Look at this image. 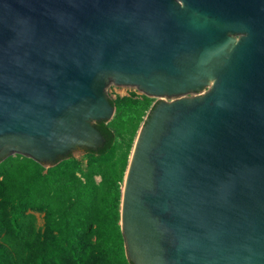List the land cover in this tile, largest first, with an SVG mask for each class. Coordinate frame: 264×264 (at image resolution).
<instances>
[{"label": "water", "instance_id": "obj_1", "mask_svg": "<svg viewBox=\"0 0 264 264\" xmlns=\"http://www.w3.org/2000/svg\"><path fill=\"white\" fill-rule=\"evenodd\" d=\"M110 84L158 98L124 176L129 264H264V0H0V162L104 153Z\"/></svg>", "mask_w": 264, "mask_h": 264}, {"label": "trees", "instance_id": "obj_2", "mask_svg": "<svg viewBox=\"0 0 264 264\" xmlns=\"http://www.w3.org/2000/svg\"><path fill=\"white\" fill-rule=\"evenodd\" d=\"M113 103L118 118H130L131 121L123 156L119 160L113 156L117 139L114 120L107 122L114 135L112 144L104 153L86 155L89 158L90 175L99 172L97 164L103 166L100 171L105 188L111 193V214L119 219L120 184L124 180L134 138L144 112L151 105V99L145 97L138 100L124 96L113 99ZM105 156H110L107 162L102 160ZM48 181L53 194L63 202H69V208L84 204L89 198L88 184L79 177H72L63 167L53 169ZM91 196L94 204L98 199L95 189ZM28 211L27 203L14 202L9 197L5 182L0 180V264H108L112 255L109 248L110 234L98 226L92 227L93 218L92 221L86 220L84 225H77L72 231L66 229L57 239L52 215H47L42 230L37 228L35 216ZM119 257L123 259V264H129L124 254L121 253Z\"/></svg>", "mask_w": 264, "mask_h": 264}, {"label": "rangeland", "instance_id": "obj_3", "mask_svg": "<svg viewBox=\"0 0 264 264\" xmlns=\"http://www.w3.org/2000/svg\"><path fill=\"white\" fill-rule=\"evenodd\" d=\"M109 93L114 99L124 96L138 100H143L145 97L151 99V105L149 109L144 112L139 129L149 114L151 107L158 99L156 97L147 96L136 87L125 85L111 84ZM112 120H114L116 124L115 130L117 134L116 149L113 156L119 160L126 150V143L130 130L128 126L131 121L130 118H118L117 109L110 121ZM136 137L137 134L128 156V163ZM109 157L110 156L101 157L100 160L103 158L102 160L107 162ZM115 161L117 160L115 159ZM57 167L67 169L72 177H79L83 182L88 184L89 198L84 204H78L79 206L77 205L75 208H69V202H63L62 199L57 198L55 194H53L49 186L48 175ZM96 168L99 172L90 175L89 158L83 153L63 158L51 167H46L30 157L14 154L0 162V180L5 182L7 193L14 202H25L28 204V212L35 216L38 229L43 230L47 215H52L55 237L57 239L61 238L60 234L66 229L72 231L77 225H84L86 220L90 219L92 221L93 218L92 227L98 226L103 232L106 231L110 234L109 248L112 255L108 264H123V259L119 257L121 253L124 254L128 260L124 237L121 235L120 213L124 180L120 184L121 198L119 204V219H117L114 214H111L112 197L110 191L105 188L106 186L103 182V175L100 171L103 169V166L97 164ZM94 189L98 193V199L93 204L91 194Z\"/></svg>", "mask_w": 264, "mask_h": 264}, {"label": "flooded vegetation", "instance_id": "obj_4", "mask_svg": "<svg viewBox=\"0 0 264 264\" xmlns=\"http://www.w3.org/2000/svg\"><path fill=\"white\" fill-rule=\"evenodd\" d=\"M110 86H111V84L108 86V94H109L110 98L113 100L114 98H113V97L111 96V94L109 93V87H110ZM114 106H115V105H114ZM115 107H116V106H115ZM82 153H83V154H88V153H92V152H89V151H88V152H82ZM69 157H70V156H69ZM62 159H63V158H62ZM62 159H60V160H62ZM60 160H59V161H60ZM59 161H58V162H59Z\"/></svg>", "mask_w": 264, "mask_h": 264}]
</instances>
